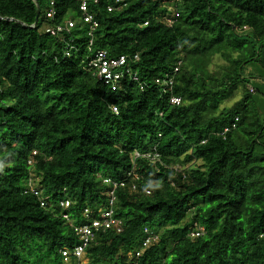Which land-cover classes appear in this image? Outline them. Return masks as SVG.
<instances>
[{
  "label": "trees",
  "instance_id": "obj_1",
  "mask_svg": "<svg viewBox=\"0 0 264 264\" xmlns=\"http://www.w3.org/2000/svg\"><path fill=\"white\" fill-rule=\"evenodd\" d=\"M89 9L92 35L77 0H0V264H129L145 229L159 241L139 264H264V0ZM69 20L70 32L45 31ZM99 50L138 55L144 90L94 79L83 60ZM179 60L172 90L158 84ZM154 147L160 161H133ZM104 179L127 182L113 205L123 230L98 231L66 261L60 250L81 242L62 213L78 226L84 209L110 207Z\"/></svg>",
  "mask_w": 264,
  "mask_h": 264
},
{
  "label": "built area",
  "instance_id": "obj_2",
  "mask_svg": "<svg viewBox=\"0 0 264 264\" xmlns=\"http://www.w3.org/2000/svg\"><path fill=\"white\" fill-rule=\"evenodd\" d=\"M77 1L79 3L82 19L90 27L89 35H92V31L98 26V22L95 20L94 15L90 13L89 6L90 4H97L99 0H77ZM116 2H122V0H116ZM51 4L52 6L54 5L53 2H51ZM113 9H114L113 6H110L108 8L109 11H112ZM47 16L49 18H53L55 16L54 9L48 12ZM178 17L179 14L175 13L170 17H166L165 21L168 25H172ZM147 24L148 23H145V25ZM74 26H75V22L69 20L66 21L65 25L63 26L58 25L56 27H48L45 31L55 36L64 32H70V30ZM90 44H92V41L90 42ZM138 59H139L138 55H135L133 58L127 55H122L119 57H110L107 51L99 50L92 53L91 55H87L83 60V63L85 65L84 66L85 70L90 72L94 79H96L98 82H101L103 85L110 87L112 90H116L118 88L119 83L127 77L130 78V80L139 83L141 90H144V85L140 82L139 76L132 68V64L135 63ZM181 63L182 62L179 60L171 73L172 75L171 76L168 75L164 80L157 79V83L165 87H169L172 90L173 85L175 83L174 77L175 74L179 71V67ZM170 102L172 104H179L181 102V99L176 96H172ZM113 111L115 113H118L117 108L115 107L113 108ZM227 131H229V128H226L224 130V132ZM35 154L36 152H34V155ZM140 156L151 160L153 163L160 161V155L157 152L156 147H154L151 152L144 154L135 152L133 154V161H135V158ZM29 164L31 165L33 164L32 159L29 160ZM4 166L5 165L3 161H0V168H3ZM128 176L132 180L131 189L136 190L137 185L135 181L138 180L139 177L136 174H134L133 171L129 172ZM103 182L112 185V189H110L107 192V197L109 198L110 207L99 206L96 209H90V208L84 209L82 215L85 218V222L78 226L73 224L70 214L64 212L62 213L63 218L67 220L68 223H70L71 227L74 229L75 235L79 237V240L81 242V244L76 246L74 248V251L72 252L68 248H64L60 250L62 256L66 261L71 256L80 258L84 249L88 247L95 240L96 233L98 231L106 230V229H115L117 233H120L123 230L122 221L114 216L113 205L116 202L115 191L119 186L124 187L127 184V182L124 180L117 183L115 181H112L111 179H104ZM27 187L28 190L26 191V193L27 192L33 193L34 196H37L39 198L40 205L42 207H46L48 204L47 201L49 197L41 196V192L34 188L32 179L28 181ZM145 192L146 194H150V191L148 190H146ZM71 205L72 202L70 199L62 200L59 203V206L64 211H68ZM203 233H204V229L198 228L197 230L192 231L190 233V236L192 238H197ZM158 241H159V237L157 235H155L148 229H145V236L143 238L141 246L136 250L132 251L131 253H129V257L131 259V262L129 264H139L138 260L140 257H142L144 251L150 246L157 244Z\"/></svg>",
  "mask_w": 264,
  "mask_h": 264
},
{
  "label": "water",
  "instance_id": "obj_3",
  "mask_svg": "<svg viewBox=\"0 0 264 264\" xmlns=\"http://www.w3.org/2000/svg\"><path fill=\"white\" fill-rule=\"evenodd\" d=\"M38 18H39V12L37 13V20H38Z\"/></svg>",
  "mask_w": 264,
  "mask_h": 264
},
{
  "label": "rangeland",
  "instance_id": "obj_4",
  "mask_svg": "<svg viewBox=\"0 0 264 264\" xmlns=\"http://www.w3.org/2000/svg\"><path fill=\"white\" fill-rule=\"evenodd\" d=\"M256 84V83H255Z\"/></svg>",
  "mask_w": 264,
  "mask_h": 264
}]
</instances>
